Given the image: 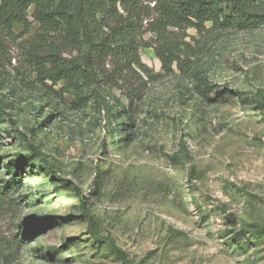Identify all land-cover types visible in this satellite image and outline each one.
<instances>
[{"label":"rangeland","instance_id":"374dc122","mask_svg":"<svg viewBox=\"0 0 264 264\" xmlns=\"http://www.w3.org/2000/svg\"><path fill=\"white\" fill-rule=\"evenodd\" d=\"M36 29L0 52V264H121L86 214L129 264H264V25L176 32L202 81L146 34L141 97L100 87L108 110L35 82Z\"/></svg>","mask_w":264,"mask_h":264},{"label":"trees","instance_id":"16d2710c","mask_svg":"<svg viewBox=\"0 0 264 264\" xmlns=\"http://www.w3.org/2000/svg\"><path fill=\"white\" fill-rule=\"evenodd\" d=\"M262 1L0 0V52L5 42L24 37L32 23L36 24L22 63L35 82L41 86L46 82L61 84L77 99L88 94L108 110L100 87L114 89L121 84L129 88L127 100L140 99L138 90L146 85L143 77L148 79L139 56L141 48L149 47L146 34L156 39L154 54L163 72L169 74L176 67L202 81L190 61L193 49L173 38L175 33L189 29L201 32L208 23L217 29H256L264 25ZM14 25L23 28L20 34L14 33ZM75 193L85 213L84 197L78 188ZM86 216L94 239L107 244L121 264H129L111 240L98 235L91 217Z\"/></svg>","mask_w":264,"mask_h":264}]
</instances>
